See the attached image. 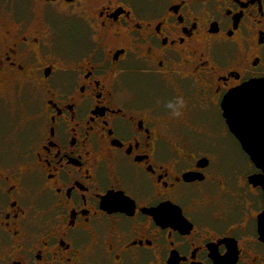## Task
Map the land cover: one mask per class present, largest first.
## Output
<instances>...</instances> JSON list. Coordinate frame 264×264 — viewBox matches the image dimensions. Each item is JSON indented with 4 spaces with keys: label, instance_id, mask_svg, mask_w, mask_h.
<instances>
[{
    "label": "flooded vegetation",
    "instance_id": "af4514ba",
    "mask_svg": "<svg viewBox=\"0 0 264 264\" xmlns=\"http://www.w3.org/2000/svg\"><path fill=\"white\" fill-rule=\"evenodd\" d=\"M3 14L0 264H264V0Z\"/></svg>",
    "mask_w": 264,
    "mask_h": 264
},
{
    "label": "water",
    "instance_id": "95a60500",
    "mask_svg": "<svg viewBox=\"0 0 264 264\" xmlns=\"http://www.w3.org/2000/svg\"><path fill=\"white\" fill-rule=\"evenodd\" d=\"M263 84L259 82H250L245 85L242 93L249 95L248 106L249 107H258L260 104L264 105V90L262 88ZM233 93H230L227 98L224 100V109H225V118L230 129L233 128V120L230 114L231 105L233 102ZM251 160L254 162L257 168H260L264 171V156H250Z\"/></svg>",
    "mask_w": 264,
    "mask_h": 264
},
{
    "label": "rangeland",
    "instance_id": "374dc122",
    "mask_svg": "<svg viewBox=\"0 0 264 264\" xmlns=\"http://www.w3.org/2000/svg\"><path fill=\"white\" fill-rule=\"evenodd\" d=\"M11 0H0V25L3 23L5 20L3 18V12L5 8L8 6ZM14 108H15V127L16 129L21 126V124H24L25 121H27L29 118L25 114H21L19 110H17V105L14 103Z\"/></svg>",
    "mask_w": 264,
    "mask_h": 264
}]
</instances>
